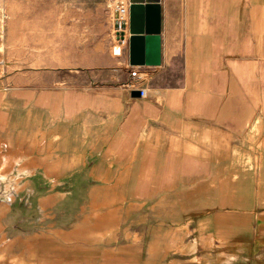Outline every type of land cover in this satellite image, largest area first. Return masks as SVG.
Here are the masks:
<instances>
[{
    "label": "rangeland",
    "instance_id": "374dc122",
    "mask_svg": "<svg viewBox=\"0 0 264 264\" xmlns=\"http://www.w3.org/2000/svg\"><path fill=\"white\" fill-rule=\"evenodd\" d=\"M116 2L0 0V264H195L181 248L212 213L262 207L264 44L236 29L187 113L233 118L232 153L175 130L186 156H164L167 123L123 132L130 108L110 105L151 85L113 53Z\"/></svg>",
    "mask_w": 264,
    "mask_h": 264
},
{
    "label": "crops",
    "instance_id": "0c3cea01",
    "mask_svg": "<svg viewBox=\"0 0 264 264\" xmlns=\"http://www.w3.org/2000/svg\"><path fill=\"white\" fill-rule=\"evenodd\" d=\"M159 4L161 64L130 65L129 47L121 56L127 71L148 76V85L151 84L146 91L149 99L142 102L146 109L139 104L141 96L133 95L140 88H122L117 91V97L111 98L115 103L110 105L130 108L123 132L132 128L134 122L146 116L148 111L154 115L152 124L156 127L153 131H158L159 118L161 123L170 126L166 131L168 141H175L171 147H165L162 155L186 156L184 143L187 138L175 130H189L195 141L211 140L206 148H216L214 153L210 152L212 156L218 157L219 151H222L221 157L229 151L232 153L233 118L197 114L187 117V113L192 108L191 101L196 100L194 93L204 91L213 95L217 92L220 60H223L220 52L223 46L235 44L236 29H245L249 35L256 34L250 41L253 45L264 44V0H244L238 6L231 0H160ZM203 69L207 71L203 72ZM204 76L209 78L205 90L202 82L197 81V77ZM172 151L177 152L172 154ZM203 171L228 170L196 169V172ZM260 197L262 207L257 211L212 213L211 224L206 228L198 226L195 241L184 243L181 252L194 256L195 264H264V195Z\"/></svg>",
    "mask_w": 264,
    "mask_h": 264
},
{
    "label": "water",
    "instance_id": "95a60500",
    "mask_svg": "<svg viewBox=\"0 0 264 264\" xmlns=\"http://www.w3.org/2000/svg\"><path fill=\"white\" fill-rule=\"evenodd\" d=\"M129 63L130 65L161 64L160 0H130ZM140 96L139 91L133 93Z\"/></svg>",
    "mask_w": 264,
    "mask_h": 264
},
{
    "label": "built area",
    "instance_id": "2783aa9c",
    "mask_svg": "<svg viewBox=\"0 0 264 264\" xmlns=\"http://www.w3.org/2000/svg\"><path fill=\"white\" fill-rule=\"evenodd\" d=\"M130 0H117L113 11L112 38L113 53L117 56L124 54L129 44V23H130ZM141 97H146L144 88L138 90Z\"/></svg>",
    "mask_w": 264,
    "mask_h": 264
},
{
    "label": "bare ground",
    "instance_id": "6f19581e",
    "mask_svg": "<svg viewBox=\"0 0 264 264\" xmlns=\"http://www.w3.org/2000/svg\"><path fill=\"white\" fill-rule=\"evenodd\" d=\"M187 250V249H186ZM189 250V249H188Z\"/></svg>",
    "mask_w": 264,
    "mask_h": 264
}]
</instances>
